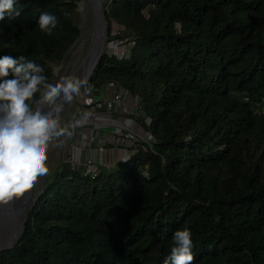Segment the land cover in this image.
<instances>
[{
  "label": "trees",
  "instance_id": "1",
  "mask_svg": "<svg viewBox=\"0 0 264 264\" xmlns=\"http://www.w3.org/2000/svg\"><path fill=\"white\" fill-rule=\"evenodd\" d=\"M81 1L17 0L0 56L31 59L51 83ZM104 13L108 38L117 25L136 43L105 51L89 85L139 98L151 146L95 175L62 163L0 264H164L185 228L193 264H264V0H106Z\"/></svg>",
  "mask_w": 264,
  "mask_h": 264
},
{
  "label": "clouds",
  "instance_id": "2",
  "mask_svg": "<svg viewBox=\"0 0 264 264\" xmlns=\"http://www.w3.org/2000/svg\"><path fill=\"white\" fill-rule=\"evenodd\" d=\"M16 5L17 0H0V22L6 15L11 19L21 15ZM38 26L51 35L58 19L41 12ZM43 73L42 66L25 56H0V206L24 197L48 174L50 144L65 132L60 115L64 105L79 96L82 88L85 93L92 91L87 78L66 75L50 83ZM87 119L84 113L76 123L83 125ZM194 259L190 229L175 231L164 264H193Z\"/></svg>",
  "mask_w": 264,
  "mask_h": 264
},
{
  "label": "rangeland",
  "instance_id": "3",
  "mask_svg": "<svg viewBox=\"0 0 264 264\" xmlns=\"http://www.w3.org/2000/svg\"><path fill=\"white\" fill-rule=\"evenodd\" d=\"M82 3L78 4L76 13V24L81 31L79 42L68 60L54 68V78L51 83L59 81L63 76L71 75L81 65L88 53L94 14L90 5L87 8H83L81 6ZM113 31L115 35L110 38L107 37L105 51L109 54L120 55L126 46H129L131 38L128 35V31L120 26L116 25ZM121 41H123V44ZM105 87L106 85L102 90H92L90 93H85L81 89V94L74 96L73 100L68 104L66 112L61 119V127L65 129V132L63 135L54 138L50 144L48 151L49 172L46 176H43L41 185H45L47 177H52L54 171L58 170L62 163L69 164L76 171L87 173L85 161L91 158L94 161L96 172L112 170L120 164L131 162L136 157L140 146L152 142V139H149L145 128L142 126L144 114L140 107L127 117L120 112L115 114L116 117L125 119L126 127L124 128L121 126L120 128H94L91 125H77L76 121L84 113H87L88 116L91 114L87 112L86 108H83L84 96L93 94L96 97H106L108 92ZM69 125L72 126L68 127ZM131 164L129 163V165ZM129 165L127 169L130 167ZM40 186L35 189V195L40 193ZM28 198L25 199L24 203Z\"/></svg>",
  "mask_w": 264,
  "mask_h": 264
},
{
  "label": "water",
  "instance_id": "4",
  "mask_svg": "<svg viewBox=\"0 0 264 264\" xmlns=\"http://www.w3.org/2000/svg\"><path fill=\"white\" fill-rule=\"evenodd\" d=\"M85 0H82L83 2ZM90 6L94 14V22H97L99 27V36L96 40V46L93 53H90V46L92 44V37L89 41L87 56H90V60L86 66L84 73L79 75L81 78H87L88 81L91 79L96 68L98 67L104 53L105 45L107 41V22L104 13V5L106 0H89ZM79 4V3H78ZM79 40L68 52L65 61L68 60L72 54L74 48L77 46ZM89 53L91 55H89ZM83 63V62H82ZM151 145L150 143H147ZM40 193L30 195L28 200L22 205H19L20 200H14L8 205L0 206V253L3 251L11 250L21 241L23 238L26 228L28 226L31 212L34 209L36 201L40 198L44 191V185L40 186Z\"/></svg>",
  "mask_w": 264,
  "mask_h": 264
},
{
  "label": "built area",
  "instance_id": "5",
  "mask_svg": "<svg viewBox=\"0 0 264 264\" xmlns=\"http://www.w3.org/2000/svg\"><path fill=\"white\" fill-rule=\"evenodd\" d=\"M129 46L121 52V54H112L108 53L111 56H118L120 58L127 57L129 50L135 46L136 39L130 36ZM123 44V41H121ZM106 91L108 95L106 97H96L93 94L86 95L83 98V108L87 109V112L91 114L88 116V119L93 121L104 122L102 126H93L96 127H119L122 128L125 126V119L116 117V113L120 112L123 116L127 117L137 110L140 106V100L137 97L132 96L127 90L123 89L122 86L115 82H109L106 85ZM114 115V116H113ZM80 119V118H79ZM122 121V125H115L112 123L116 121ZM151 144V143H150ZM151 146V145H150ZM102 152V150H101ZM85 167L87 169L86 174L95 175L98 172L95 171V165L93 159L89 158L85 161Z\"/></svg>",
  "mask_w": 264,
  "mask_h": 264
},
{
  "label": "bare ground",
  "instance_id": "6",
  "mask_svg": "<svg viewBox=\"0 0 264 264\" xmlns=\"http://www.w3.org/2000/svg\"><path fill=\"white\" fill-rule=\"evenodd\" d=\"M90 5V1L89 0H85V1H83V3H82V7L83 8H87L88 6ZM84 21V20H83ZM98 36H99V27H98V24H97V22H94V24H93V29H92V31H91V34H90V38L92 39V44H91V46H90V53H93L94 52V50H95V46H96V40H98ZM89 53V55H91ZM90 60V56H87V58H85L84 59V61H83V63H81V65L71 74V75H75V76H79V75H81L82 73H84V71H85V69H86V66H87V64H88V61ZM78 63V62H77ZM76 63V64H77ZM62 71H64V70H62ZM60 75V74H59ZM68 104L69 103H67V104H65L64 105V110H63V112L60 114L61 115V119H62V117H63V115L65 114V112H66V108H67V106H68ZM47 109H45V111H46ZM62 122V121H61ZM75 124V123H74ZM113 124H115V125H122V121L121 120H119V121H116V122H114V123H112V125ZM89 125H93V126H102V125H104V122H101V121H93V120H90V119H87V122L86 123H84L83 125H81V126H89ZM72 125H69L68 127H71ZM132 131H133V129H132ZM134 132V131H133ZM144 139H146L145 137H143ZM42 180H43V177H41L40 179H39V181L37 182V184L35 185V187L33 188V190L30 192V193H27L24 197H22V198H20L19 200H20V202H19V205L20 206H22L23 204H24V201H25V199L27 198V197H30V195H33L32 194V192L34 193L35 192V189L37 188V187H39L40 185H41V183H42ZM42 186V185H41Z\"/></svg>",
  "mask_w": 264,
  "mask_h": 264
}]
</instances>
